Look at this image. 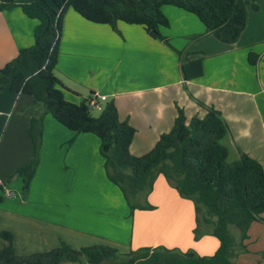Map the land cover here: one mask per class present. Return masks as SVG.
Instances as JSON below:
<instances>
[{"label": "crops", "instance_id": "1", "mask_svg": "<svg viewBox=\"0 0 264 264\" xmlns=\"http://www.w3.org/2000/svg\"><path fill=\"white\" fill-rule=\"evenodd\" d=\"M256 3L257 9L246 5L245 27L232 43L213 35L192 39L191 35L204 31L202 22L183 9L162 6L169 25L160 27V32L184 52L181 59L141 25L120 21L117 33L68 8L55 68L68 88L65 98L78 103L93 93L113 99L120 120L127 119L136 130L129 146L136 156L149 151L160 134L171 129L177 107L183 109L187 122L204 116L200 101L219 110L228 125L229 135L222 139L227 159L236 160L242 151L264 169V0ZM36 23L19 7L0 12V68L18 49L33 43ZM250 50L257 53L254 65L247 58ZM197 60L202 75L185 80L181 62ZM102 107L100 102L96 115ZM43 111L44 105L30 95L0 93V232L12 234L17 254L46 251L60 241L73 248L110 241L122 251L162 245L193 249L200 255L214 253L219 245L216 237L209 233L197 240L193 237L192 201L180 197L161 174L146 197L153 209H135L127 221L126 200L105 175L99 138L74 133L50 114L44 115L40 158L24 195L22 181L13 173L33 155L28 125ZM4 185L13 188L16 196H4ZM247 234L248 251L238 254L237 264H264V212ZM80 263L86 264V259L82 257ZM133 264L157 262L147 257Z\"/></svg>", "mask_w": 264, "mask_h": 264}, {"label": "trees", "instance_id": "2", "mask_svg": "<svg viewBox=\"0 0 264 264\" xmlns=\"http://www.w3.org/2000/svg\"><path fill=\"white\" fill-rule=\"evenodd\" d=\"M257 0H0V12L15 7L37 21L33 43L18 49L17 54L0 68V93L3 90L30 95L44 105L43 113L31 117L28 134L33 155L28 163L15 169L13 177L22 180L27 193L36 171L42 145L43 119L50 114L58 123L74 133H90L100 140L106 177L118 186L129 213L135 209H153L146 197L155 179L163 175L180 197L194 205L195 240L209 233L219 242L210 255H200L193 249L182 251L162 245L144 246L122 251L110 241L73 248L60 241L52 249L19 255L15 252L12 234L1 231L0 264H60L86 259V264H133L153 257L157 264H237L236 257L248 251L245 240L253 221L264 212V169L259 161L245 152L232 162L227 161L228 149L222 139L229 128L221 112L198 101L206 109L202 117L193 116L187 122L182 108L177 107L171 129L160 134L146 153L133 155L129 146L135 128L127 119L120 120L113 99L105 100L98 116H93L88 97L80 102L65 98L68 91L55 74L64 13L72 8L87 21L107 24L119 33L118 22L141 25L153 38L172 48L181 59L184 52L175 49L160 27L169 25L162 6L170 5L194 14L204 25V31L191 35L199 39L213 35L225 43L236 41L246 22V5L257 9ZM254 65L257 53L248 52ZM185 80L202 75L200 60L184 63ZM198 134L193 137V132ZM70 138L67 144L72 142ZM11 179V177H10ZM138 193L143 198H137ZM238 231L235 239L230 227Z\"/></svg>", "mask_w": 264, "mask_h": 264}, {"label": "built area", "instance_id": "3", "mask_svg": "<svg viewBox=\"0 0 264 264\" xmlns=\"http://www.w3.org/2000/svg\"><path fill=\"white\" fill-rule=\"evenodd\" d=\"M106 100L105 95H99V94H93L90 97H88L87 104L90 107L94 108H100V102H104ZM4 190V193L7 197H14L16 195L15 191L10 190L5 185L2 187Z\"/></svg>", "mask_w": 264, "mask_h": 264}, {"label": "rangeland", "instance_id": "4", "mask_svg": "<svg viewBox=\"0 0 264 264\" xmlns=\"http://www.w3.org/2000/svg\"><path fill=\"white\" fill-rule=\"evenodd\" d=\"M90 112H91V114L93 115V116H98V115H96V113H98L99 112V110H97V109H95V108H90ZM231 160H232V158H228L227 159V161L228 162H231ZM19 179H21L20 177H19ZM13 180V179H12ZM22 181V180H21ZM7 188H9L8 186H6ZM10 189V188H9ZM10 190H12V191H15L13 188H11ZM2 191H3V194H4V196H6L5 195V193H4V190H3V188H2ZM1 192V191H0ZM16 196V195H15ZM139 197H140V194L138 193V195H137V198L139 199ZM140 199H142L141 197H140ZM130 215H129V207H128V212H127V214H126V219H127V221L128 220H130ZM237 229H235V227H230V232H231V234H232V236H234L235 237V233L237 232L236 231Z\"/></svg>", "mask_w": 264, "mask_h": 264}, {"label": "water", "instance_id": "5", "mask_svg": "<svg viewBox=\"0 0 264 264\" xmlns=\"http://www.w3.org/2000/svg\"><path fill=\"white\" fill-rule=\"evenodd\" d=\"M198 133L196 131L193 132L192 136L195 137Z\"/></svg>", "mask_w": 264, "mask_h": 264}]
</instances>
